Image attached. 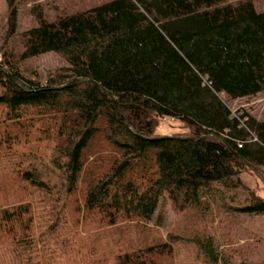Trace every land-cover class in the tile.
<instances>
[{
  "label": "trees",
  "instance_id": "obj_1",
  "mask_svg": "<svg viewBox=\"0 0 264 264\" xmlns=\"http://www.w3.org/2000/svg\"><path fill=\"white\" fill-rule=\"evenodd\" d=\"M16 1L22 49L0 59V264H264L251 259L264 237L240 235L264 220L241 178L264 174V120L229 105L264 91L255 1L106 0L54 18L38 4L21 33ZM47 53L67 66L46 80L22 69ZM166 118L188 133L157 136ZM167 205L226 232L119 242L127 226L163 227Z\"/></svg>",
  "mask_w": 264,
  "mask_h": 264
},
{
  "label": "rangeland",
  "instance_id": "obj_2",
  "mask_svg": "<svg viewBox=\"0 0 264 264\" xmlns=\"http://www.w3.org/2000/svg\"><path fill=\"white\" fill-rule=\"evenodd\" d=\"M104 1L106 0H17L18 32L21 33L22 31L36 25L35 15L32 12L35 5H42L49 18H54L61 9H66L68 11L82 10ZM254 1L257 10L259 12L264 11V0ZM9 16L10 11L8 0H0L1 60L17 58L18 53L21 52L22 49L20 45V35L17 34L12 37H9L8 35ZM66 66L67 62L62 56L56 53H47L23 62L22 69L27 74L35 75V73H38L39 77L46 80L48 77L55 75L60 69H63ZM229 105L234 112L246 111L258 120H264V91L254 96L229 101ZM175 133H188V129L180 120L172 118L162 119L156 130L157 136H170ZM95 143L97 145L94 148L95 150L91 152L92 156L103 147L99 138L96 139ZM241 178L246 193L248 191H254L258 196L264 199V177L260 173L247 170L241 173ZM165 217L166 221L163 227L155 225V220L149 225L147 230L143 231L140 230L143 228L135 225L127 226L125 231H128L130 236H128V238H123V240H119V242L127 243L130 241L133 245H141L146 242L154 243L155 241L166 239L169 232L201 236L207 234L219 235L220 232H226L223 227L219 228L217 221L213 223L210 220L209 215L207 217L204 216L203 219H201V217L194 213V211H187L186 213L180 214L175 212L170 205H167L166 207ZM253 234L264 237L263 219L252 217L249 220L244 221L240 235H244L247 238ZM103 241H106V239L103 238ZM244 242L246 241L241 240L239 245ZM251 243L254 244V242ZM263 256L264 244L256 245V250L252 254L251 259L259 260ZM186 260L188 259L183 258V262Z\"/></svg>",
  "mask_w": 264,
  "mask_h": 264
},
{
  "label": "water",
  "instance_id": "obj_3",
  "mask_svg": "<svg viewBox=\"0 0 264 264\" xmlns=\"http://www.w3.org/2000/svg\"><path fill=\"white\" fill-rule=\"evenodd\" d=\"M166 137H170V136H166ZM260 174L264 177V175L262 173H260Z\"/></svg>",
  "mask_w": 264,
  "mask_h": 264
}]
</instances>
